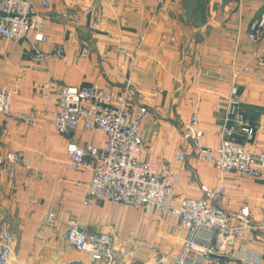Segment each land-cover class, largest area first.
<instances>
[{
    "label": "crops",
    "instance_id": "1",
    "mask_svg": "<svg viewBox=\"0 0 264 264\" xmlns=\"http://www.w3.org/2000/svg\"><path fill=\"white\" fill-rule=\"evenodd\" d=\"M41 1L35 0L47 38L38 45L46 53L61 46L60 55L34 63L35 30L21 40L0 35V86L13 92V114L35 110L37 118L28 123L0 113V152L15 150L30 162L13 178L0 175V239L4 232L14 238L8 264H97L88 251L76 250L63 239L71 222L112 235L116 264L123 255L125 264H160L177 256L187 236L178 217L165 218L152 206L103 197L83 202L93 170L70 167L69 136L55 129L44 109L40 87L45 81L96 82L121 89L126 77L145 91L143 101L153 111L142 124V155L178 173L173 200L201 197L202 184L216 188L224 182L227 192L219 205L233 223L254 225L242 231L231 252L246 246L247 260L264 264V179L237 171L223 176L196 156L184 135L186 122L197 110L204 144L221 143L226 100L237 73L240 105L254 131L248 137L237 129L236 136L249 150H264V80L255 79L264 75V36L259 42L247 36L251 21L264 10V0H45V7ZM97 16L102 19L98 28L89 29ZM141 33V47L129 63ZM85 44L91 52L81 57L78 48ZM106 135L79 126L71 138L101 146ZM181 148L187 149L184 160L176 159ZM243 209L248 210L246 217ZM49 211L59 214L52 226L44 222ZM248 235L256 236L255 241L246 243ZM241 263L239 257L192 254L188 264Z\"/></svg>",
    "mask_w": 264,
    "mask_h": 264
},
{
    "label": "built area",
    "instance_id": "2",
    "mask_svg": "<svg viewBox=\"0 0 264 264\" xmlns=\"http://www.w3.org/2000/svg\"><path fill=\"white\" fill-rule=\"evenodd\" d=\"M43 7L47 1H41ZM43 14L37 10L35 0H0V35L7 39L21 40L35 30L37 39L32 41L31 59L34 63L44 61L49 56L62 53V47L46 53L40 49L38 42L47 38L43 31ZM101 17L97 16L88 24V28L96 30ZM252 42L261 41L264 36V10L251 21L247 32ZM144 34H140L139 43L134 52L129 54V63L135 61L141 47ZM81 57L89 55L90 47L82 45L78 48ZM125 68V65H121ZM250 69L243 68L245 73ZM237 73L231 83L227 96L225 122L221 126L222 140L216 147L204 144V130L200 125L198 111L191 113L184 126V135L194 148L198 158L211 162L224 176L237 171L244 176H258L264 179V150H249L236 136L240 129L248 137L253 133L239 101ZM255 79L264 80V75L256 74ZM42 96L46 99L45 112L51 117L55 129L69 136L67 151L70 156V167L80 169L89 167L93 176L88 184V197H103L114 203L131 205H149L159 209L165 218L178 217L186 235L177 256L171 260H163L160 264H188L192 254L202 258L236 257L241 264H252L247 260L246 246L238 248L234 253L232 247L240 238L244 229L253 228L249 222L232 221L230 213L221 207L219 200L226 194L227 185L222 182L211 188L201 185V197H185L179 201L172 198V189L178 178L174 169L163 170L159 164L142 155L144 120L152 117V109L143 101L145 91L130 77L125 78L121 89L106 88L93 82L87 85H66L45 81L41 85ZM13 92L0 86V113L7 117L32 123L37 120L35 110L14 113L11 110ZM83 126L104 132L106 139L101 146L80 144L72 139L73 132ZM187 149L181 148L176 159L184 160ZM29 167V160L15 150L0 152V175L15 177L21 167ZM56 211H49L44 216L48 226L55 224ZM248 210L243 209L246 217ZM62 237L76 250L88 251L97 264H116L114 237L107 232H91L82 228L77 222H71L62 233ZM256 236L248 235L247 242H254ZM14 238L4 232L0 239V264H8L13 253ZM127 262L123 255L120 264Z\"/></svg>",
    "mask_w": 264,
    "mask_h": 264
},
{
    "label": "water",
    "instance_id": "3",
    "mask_svg": "<svg viewBox=\"0 0 264 264\" xmlns=\"http://www.w3.org/2000/svg\"><path fill=\"white\" fill-rule=\"evenodd\" d=\"M69 264H85V263L81 260H73Z\"/></svg>",
    "mask_w": 264,
    "mask_h": 264
},
{
    "label": "rangeland",
    "instance_id": "4",
    "mask_svg": "<svg viewBox=\"0 0 264 264\" xmlns=\"http://www.w3.org/2000/svg\"><path fill=\"white\" fill-rule=\"evenodd\" d=\"M133 263H136V264H137V263H138V261H137V262H136V261H134Z\"/></svg>",
    "mask_w": 264,
    "mask_h": 264
}]
</instances>
